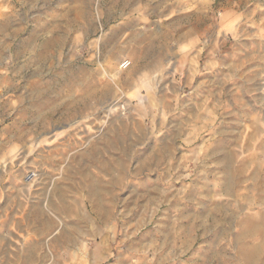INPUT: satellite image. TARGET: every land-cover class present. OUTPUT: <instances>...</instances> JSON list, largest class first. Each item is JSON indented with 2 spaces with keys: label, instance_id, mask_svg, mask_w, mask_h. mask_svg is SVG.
Masks as SVG:
<instances>
[{
  "label": "rangeland",
  "instance_id": "374dc122",
  "mask_svg": "<svg viewBox=\"0 0 264 264\" xmlns=\"http://www.w3.org/2000/svg\"><path fill=\"white\" fill-rule=\"evenodd\" d=\"M262 154L264 0H0V264H264Z\"/></svg>",
  "mask_w": 264,
  "mask_h": 264
},
{
  "label": "bare ground",
  "instance_id": "6f19581e",
  "mask_svg": "<svg viewBox=\"0 0 264 264\" xmlns=\"http://www.w3.org/2000/svg\"><path fill=\"white\" fill-rule=\"evenodd\" d=\"M80 73H81V72H80ZM67 74H68V73H67ZM72 74H73V73H72ZM74 74H75V73H74ZM68 76H69V75H68ZM70 76H72V75H70ZM63 79H64V78H63ZM61 80H62V79H61ZM75 83H76V82H75ZM75 85H76V84H75ZM78 85H79V84H78ZM50 88H51V87H50ZM50 88H49V89H50ZM87 97H88V96H86L84 99H82V97H81V99H82L81 101L84 102V103H81V104L78 105V106H81V105H84V106H85V105H86ZM90 97H91V96H89V99H90ZM71 104L74 105L73 108H75V106L77 105V104L74 103V102H72ZM71 107H72V106H71ZM77 108H78V107H77ZM117 141H118V140H117ZM119 165H120V164H119ZM120 166H121V165H120ZM94 187H95V186H94ZM91 188H92V187H91ZM91 188H90V189H91ZM91 190H92V189H91ZM89 192H90V191H89ZM88 194H89V193H88ZM46 195H47V194H46ZM97 196H98V193L93 191V192H92V196H91L92 199H93L94 197H97ZM95 201H96V202H91V205H92V206H91V207H92L91 210H92V211H96L99 215H104V214H106L107 209H106V208L104 207V205L102 204L103 202L99 201V200H98V197L95 199ZM95 216H96V215H95ZM246 261H250V260H246ZM248 263H249V262H248Z\"/></svg>",
  "mask_w": 264,
  "mask_h": 264
},
{
  "label": "crops",
  "instance_id": "0c3cea01",
  "mask_svg": "<svg viewBox=\"0 0 264 264\" xmlns=\"http://www.w3.org/2000/svg\"><path fill=\"white\" fill-rule=\"evenodd\" d=\"M177 2H178V0H177ZM173 4H176V3H173ZM169 7H170L169 9H171V10L175 8L174 6H171V5H169ZM197 17H199V16H197ZM171 30H172V29H171ZM186 36H188V34H187ZM184 39L186 40V38H184ZM181 41H182V40H181ZM262 156H264V154H262ZM225 163L228 165V163H230V159L224 161V164H225ZM149 189H150V192H151V187H150ZM149 194H150V193H149ZM246 224H247V223H246ZM251 226H252V224L250 225V227H251ZM261 226H262V225H261ZM250 227H247L248 229H244V230H243V233H244L245 235H247V236H248V235H251L252 232H253V231H252V228H253V227H252V228H250Z\"/></svg>",
  "mask_w": 264,
  "mask_h": 264
}]
</instances>
